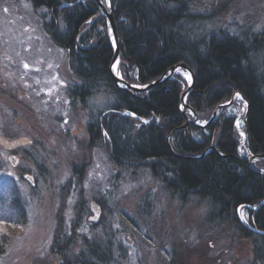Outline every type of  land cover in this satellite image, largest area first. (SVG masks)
Wrapping results in <instances>:
<instances>
[{
  "label": "trees",
  "instance_id": "16d2710c",
  "mask_svg": "<svg viewBox=\"0 0 264 264\" xmlns=\"http://www.w3.org/2000/svg\"><path fill=\"white\" fill-rule=\"evenodd\" d=\"M22 1L41 16L44 33L66 56L74 83L64 96L86 114L88 147L103 149L122 175H148L180 204L203 203L206 223L228 225L249 242V264H264V205L249 208L264 202V161L249 164L237 153L243 142L245 157L264 155V30L233 21L215 25L193 9L192 0H109L122 81L143 88L182 64L195 80L186 106L198 117L210 112L202 124L237 93L245 100L239 139V116L228 114L230 107L220 109L206 128L184 127L177 75L143 93L114 84V46L93 0ZM81 242L88 258L108 260L97 242Z\"/></svg>",
  "mask_w": 264,
  "mask_h": 264
},
{
  "label": "rangeland",
  "instance_id": "374dc122",
  "mask_svg": "<svg viewBox=\"0 0 264 264\" xmlns=\"http://www.w3.org/2000/svg\"><path fill=\"white\" fill-rule=\"evenodd\" d=\"M100 1L107 10L109 0ZM192 1L215 25L264 30V0ZM40 18L22 0H0V138L17 144L0 146V264H101L88 258L83 237L106 254L102 264H249V242L228 225H208L203 203L180 204L148 175H122L103 149L88 147L86 114L64 96L74 83L66 56ZM175 75L183 93L190 75L176 69L169 78ZM236 97L227 113L239 116L240 139L243 102ZM190 110L197 126L210 113Z\"/></svg>",
  "mask_w": 264,
  "mask_h": 264
},
{
  "label": "water",
  "instance_id": "95a60500",
  "mask_svg": "<svg viewBox=\"0 0 264 264\" xmlns=\"http://www.w3.org/2000/svg\"><path fill=\"white\" fill-rule=\"evenodd\" d=\"M98 8L101 10V12L103 13V16L105 17V19H107L109 25H110V29L112 30V40L114 41V55H113V58L111 60V65H110V68H109V73L111 74V77H112V80H113V83L116 84L118 87H122L124 88L125 90L127 91H133V92H136V93H143V92H146V91H149L150 89L154 88L155 85H158L160 83H162L165 79L169 78L171 75H173L175 73V70L176 69H181V70H184V71H187L190 75V85L186 88V90L180 95L179 97V103H180V114H182L183 118H184V121H185V126H188V123L190 122L189 118H187L186 116V111L187 110H190V108L188 106H186V103H185V99L187 98V96L192 92V89H193V85H194V77H193V73L191 70H189L186 66L180 64V65H177L175 66L174 68H171L169 69L168 71V75L165 76L164 78H160L158 81L154 82V84H151V85H148V86H145L143 88H139L137 86H131V85H128L127 83H124L122 81V79L118 78L115 73H113V68L116 66L117 64V60L119 58V51H118V48H119V44H118V41H117V34H116V30H115V24H114V19H112V14H111V9H104L102 3L100 0H93ZM240 97V96H239ZM240 100H242L243 104H245V100L242 99V97L239 98ZM233 102V100H230V103L228 104H223V105H219V107H217L213 113V115L211 116V118L209 119V121L207 122V124L205 125H200L198 127H201V128H206L208 126H210L211 122L214 120V118L216 117L218 111H220V109L222 108H227V107H230L231 103ZM191 111V110H190ZM145 122H148V121H144ZM17 144H12V143H8L6 140H3L2 138H0V146L3 147L4 149H7V150H13L15 147H16ZM246 160V162H248L249 164L250 163H254V161H264V155H254L253 157H250V158H244ZM11 161V164H13V166H16L15 164V161L11 158L10 159ZM264 205V202L258 204L256 206V208H251L249 207L251 210H254V211H257V209L260 207V206H263ZM91 211H92V215H94V220L98 218V213H99V207L94 204L91 206Z\"/></svg>",
  "mask_w": 264,
  "mask_h": 264
},
{
  "label": "snow or ice",
  "instance_id": "6c2138e0",
  "mask_svg": "<svg viewBox=\"0 0 264 264\" xmlns=\"http://www.w3.org/2000/svg\"><path fill=\"white\" fill-rule=\"evenodd\" d=\"M177 71H180V69H177ZM186 76H187V74H185ZM237 99H239L240 97H239V93H237V97H236ZM241 135H243V133H241Z\"/></svg>",
  "mask_w": 264,
  "mask_h": 264
},
{
  "label": "bare ground",
  "instance_id": "6f19581e",
  "mask_svg": "<svg viewBox=\"0 0 264 264\" xmlns=\"http://www.w3.org/2000/svg\"><path fill=\"white\" fill-rule=\"evenodd\" d=\"M115 70H116V69H115V68H113V73L115 72Z\"/></svg>",
  "mask_w": 264,
  "mask_h": 264
},
{
  "label": "flooded vegetation",
  "instance_id": "af4514ba",
  "mask_svg": "<svg viewBox=\"0 0 264 264\" xmlns=\"http://www.w3.org/2000/svg\"><path fill=\"white\" fill-rule=\"evenodd\" d=\"M100 209V208H99Z\"/></svg>",
  "mask_w": 264,
  "mask_h": 264
}]
</instances>
